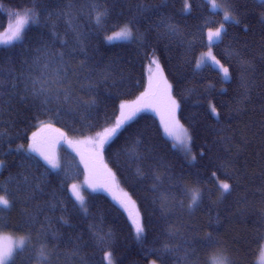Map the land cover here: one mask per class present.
Wrapping results in <instances>:
<instances>
[{
  "label": "trees",
  "instance_id": "1",
  "mask_svg": "<svg viewBox=\"0 0 264 264\" xmlns=\"http://www.w3.org/2000/svg\"><path fill=\"white\" fill-rule=\"evenodd\" d=\"M217 1L238 23L225 22L223 11L205 0H0V36L10 16L36 14L22 39L0 43V195L14 200L0 212V231L29 240L9 264H37L42 245L49 257L44 264H106L108 252L113 264H210L217 256L228 264H258L264 244V2ZM97 11L106 13L100 25ZM221 23L226 31L209 47L208 32ZM125 26L129 41H108ZM208 49L229 69V79L212 61L196 68ZM153 57L161 85L170 84L178 105L175 120L190 137L189 152L172 144L162 122L170 119V106L157 107V101L127 120L99 154L137 208L144 228L138 240L125 212L99 189L81 194L87 212L81 210L71 190L82 181L76 158L63 153L61 168L52 170L28 149L44 125L55 131H40L42 140L63 133L71 142L95 145L116 126L121 104L144 93ZM21 174L43 192L26 201L23 185L17 187ZM219 182L230 185L222 199ZM193 190L202 198L189 208ZM109 233L98 245L95 235ZM209 235L212 247L206 246Z\"/></svg>",
  "mask_w": 264,
  "mask_h": 264
},
{
  "label": "snow or ice",
  "instance_id": "2",
  "mask_svg": "<svg viewBox=\"0 0 264 264\" xmlns=\"http://www.w3.org/2000/svg\"><path fill=\"white\" fill-rule=\"evenodd\" d=\"M213 10L219 8V5L213 3L212 5ZM187 10V9H186ZM106 13L103 12H96L95 15V22L97 25H100L103 20L102 17L105 16ZM36 14L34 12H26L23 16H18L16 20V26L14 30L11 32V35L8 40L0 41V43L7 44L13 40H19L22 39V32L25 29V26L29 24L31 21L32 23H35L34 17ZM224 21H232L235 23H238V21L235 20V17L231 14L229 10H224ZM226 31L224 29V24L221 23L220 28H218L215 32L209 31L208 32V40H209V47L212 46V44L215 41L220 40L222 36V32ZM118 38H124V39H131L132 33L131 31L125 26L121 31L116 33L115 36H109L107 37L108 41L111 42L114 39ZM207 55L211 58V61L214 65L219 66V71L223 72V78L229 79V69L227 67H224L222 64H220V61L215 58V56L211 55V52L207 53ZM197 68L200 67V64L197 63ZM43 91V90H42ZM158 101V97L154 93L146 92L141 97L138 98L136 102L132 105L128 104H121V115L120 118L116 121V126L113 128H108L102 133L97 141H95V154L99 156V150H102L103 145L111 139L112 136H114L117 131L122 127V125L127 121L130 120L133 115L137 111L142 110V108H151L154 106V104ZM50 99L46 98L44 103H49ZM167 103L170 105L169 115L170 119L168 121H163L164 123V130L165 132L170 136L174 137L178 142L183 143L181 140V133H185L186 130L182 128V126L179 125L178 121L175 120V109L178 107L176 104V101L173 100L170 96L167 98ZM213 113H215V109H212ZM170 125H172L170 127ZM56 131H59L58 129ZM61 136H63V133H60ZM190 140V137L188 138ZM23 145H20L17 151H22ZM29 152L34 153L36 156L41 158L45 164H47L52 170H56L59 168V164L57 163L55 159L54 152L48 145V143L42 139L39 138L38 133H33L32 136V143L29 145ZM194 159V158H193ZM0 167H2V162H0ZM85 168L89 170L90 178L87 181V186L92 188L93 191L96 190L97 182L95 180V170L94 168H90L89 162L85 161ZM22 180H20L17 184L18 190L20 189V186L23 185V192L26 196V201L33 199L38 192H43V188L41 187L40 183H36L33 185L29 181V177L27 175H23ZM216 173H213V176H215ZM39 179V178H37ZM99 187H105L104 184H99ZM72 195L74 196L75 200L79 203L80 208L85 213L87 212V207L85 204L84 196L81 195L80 189H78L76 184H73L71 186ZM219 191H220V198L222 199L226 194L230 192V185L226 182H219ZM125 198L127 197V194H124ZM201 194L197 190H193L191 203L189 204V208H192L194 206H198L199 202L201 201ZM114 199H117L118 202L121 204L122 207H125L127 209L128 204L130 203L127 199H119L118 197H114ZM14 203V200H10L6 195H0V212H2L5 209H9L12 204ZM51 207H55V205H50ZM39 208V206L37 205ZM33 220L36 218L33 217ZM64 223H68L67 220L64 221ZM133 224L135 225L136 230V238L138 240H141L144 233V228L142 224L139 221L138 216L133 217ZM95 235V234H94ZM96 242L98 245L103 246L108 239L111 238V234L106 235H95ZM29 243V240L27 237H22L18 241H12L11 237H0V264H9L10 261H14V247L15 249H20L21 252H23L26 248V245ZM213 240L211 235L208 237V243L207 247H212ZM44 245L41 246L38 257H37V264H44L45 261L48 260V255L46 254L44 250ZM164 251L167 252V246H165ZM103 259L107 260V264H112V258H111V252H108L107 256ZM213 264H227L226 258L217 260L215 257L213 258ZM259 264H264V248H262L260 254H259Z\"/></svg>",
  "mask_w": 264,
  "mask_h": 264
},
{
  "label": "rangeland",
  "instance_id": "3",
  "mask_svg": "<svg viewBox=\"0 0 264 264\" xmlns=\"http://www.w3.org/2000/svg\"><path fill=\"white\" fill-rule=\"evenodd\" d=\"M205 1L208 3L211 10H213L212 5H213V3H215V4L219 5V8H217L215 10H220V11H223V13H224V10H225L224 6L220 2H218L217 0H205ZM259 1L264 2V0H259ZM17 18H18V16H14V17L10 16L9 17L10 22L7 26L8 28H7V31L5 32L6 34H4L3 36H0L1 41L9 39L11 32L14 30V28L16 26ZM212 32H215V31H212ZM115 35L116 34H114L113 36H115ZM114 40H116L114 42H127L130 39L118 38V39H114ZM13 41H15V40H13ZM13 41H11V42H13ZM209 52H211L210 49H208L206 52H204L200 55L199 60L197 62L200 64V67L197 68V66H196L197 69L202 68L203 66H205L204 64H207L211 61V58L207 55V53H209ZM161 77H163L162 70L160 71V68L158 67V61H157L156 57H153L147 66V87H146L144 93H146V92L154 93L158 97V101H160V102H159V105L157 107H160V104H162V106H167V105L170 106L167 103V98L170 96L173 100H175V99L169 93V87L170 86L169 87L166 86V85H170V84L168 83L165 85H161V84H163L160 82ZM166 89L168 90V94L165 93ZM161 91H163V93ZM130 105H132V104H130ZM162 106L160 108H162ZM147 109L148 108H142V110H140V111H145ZM120 115H121V109L119 111L118 119L120 118ZM45 129L51 130L53 133L55 131L53 127L44 125L42 127V130H45ZM42 130L40 127L39 132H36V133L41 134L40 131H42ZM32 136H33V134L31 135V137ZM171 139H172V144L174 146H176L177 148H182L183 151L187 150L189 152L188 136H187L186 132L181 133V140L183 141V143L178 142L174 137H171ZM43 140L48 143V145L50 146V148L54 152L55 159H56L57 163L59 164V168H61V163L63 160V157H62L63 153H65L67 159L68 158L69 159L76 158V160H75L76 164L79 165L80 169L83 171L82 181L79 184V186H77L78 189H80L82 195H83V193H87L89 191L93 192L92 188L87 186V181L90 178V173H89V170L85 168V161H88L90 168H94V170H95V180L97 182L96 189L97 190L99 189V191H101V192L105 193L107 196H109L122 209V211L125 212L126 216L130 220L131 225L135 229V225L133 224V217L138 216L139 221H140V216L138 214L137 208L135 207V204L131 201V199L128 195L125 198V196H124L125 192L118 186V184L112 178V175L110 174V172L103 166L104 164L102 163V160H99V156L97 158L95 157L96 154L94 151V149H95L94 144L86 143L85 145H83L82 143L73 142V141L71 142L68 139H65L59 135H56L55 138H47V139H43ZM86 152H88L90 155H88ZM74 153H77L79 156H81L80 160L83 161V166H81V164L77 161L78 157ZM99 154H100V150H99ZM83 159H85V161ZM102 167H103V169H101ZM99 184H104L105 187H99L98 186ZM192 194H193V191L189 192L190 202L192 199ZM114 197H118L119 199L129 200L130 203L128 204L127 209L125 207H122L121 204L118 202V200L114 199ZM140 223H141V221H140ZM0 237H11L12 241L15 242L24 236H16L10 232H1L0 231ZM13 247H14V255H15L16 251L19 249H15V245H13ZM262 248H264V244H263ZM106 256H107V254L104 257H106ZM111 258H112V256H111ZM215 258L217 260L224 259V257H222V256H217ZM105 262L107 264V260H105ZM112 264H113V262H112ZM148 264H157V263L150 261ZM210 264H213V258L210 260ZM227 264H228V262H227ZM258 264H259V258H258Z\"/></svg>",
  "mask_w": 264,
  "mask_h": 264
}]
</instances>
